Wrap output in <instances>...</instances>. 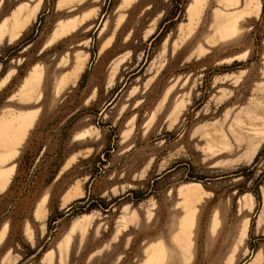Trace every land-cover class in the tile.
<instances>
[{"label": "rangeland", "instance_id": "1", "mask_svg": "<svg viewBox=\"0 0 264 264\" xmlns=\"http://www.w3.org/2000/svg\"><path fill=\"white\" fill-rule=\"evenodd\" d=\"M4 80L0 264H264V0H0Z\"/></svg>", "mask_w": 264, "mask_h": 264}, {"label": "crops", "instance_id": "2", "mask_svg": "<svg viewBox=\"0 0 264 264\" xmlns=\"http://www.w3.org/2000/svg\"><path fill=\"white\" fill-rule=\"evenodd\" d=\"M7 37V35H5ZM125 42V41H124ZM114 47H115V38L112 37L107 43H103L101 45V48L98 49V56L99 58L101 57V60L105 59L104 56L105 55H109L110 53L113 52L114 50ZM106 57V56H105ZM100 60V61H101ZM127 62V57H124L123 58V54H120V55H111L110 59H108V61H106L105 63V60H104V64L101 66L102 69L100 73H97L95 71L96 68H94L92 71H91V76L94 77V76H101V77H104V81L102 82V84L100 85V90H111L112 89V86H114L117 82L120 81V69L125 63ZM115 65L118 66V68H116L112 73H111V70H113L115 68ZM34 71V69L30 72V74ZM30 74L25 78L22 86H21V89H20V92H19V95L21 97V94L22 93H25V94H29L31 93L32 89L26 87V80L28 79V77L30 76ZM78 74V73H77ZM111 76V77H110ZM108 77H110V82L108 80ZM7 82V80H4L0 83V88H2L4 86V84ZM87 87H91V91L90 92H95L96 90L99 91V89L95 86V85H91L90 83L87 84ZM93 97V96H92ZM85 102H89V103H92V102H95V99L94 97L93 98H85L84 99V103ZM77 127H79V125H77ZM199 185L196 184V186L194 187H188L186 188L182 194L184 196V200L187 202V204L184 206H188V207H193V202H196L197 198H198V195L200 194V189L198 187ZM5 189V188H4ZM3 189V190H4ZM2 190V191H3ZM1 191V192H2ZM192 205V206H190ZM181 214L178 213V215L176 214H173V222H172V227L170 228V230L172 231L173 230V225H174V222L177 220V217L180 216ZM244 224V223H243ZM247 225V224H246ZM5 232H6V226L4 225V227H2V229L0 230V241L3 239L4 235H5ZM167 264H182V262H177L176 260H171V261H168Z\"/></svg>", "mask_w": 264, "mask_h": 264}, {"label": "bare ground", "instance_id": "3", "mask_svg": "<svg viewBox=\"0 0 264 264\" xmlns=\"http://www.w3.org/2000/svg\"><path fill=\"white\" fill-rule=\"evenodd\" d=\"M19 135L21 136V133H19ZM183 231V230H182Z\"/></svg>", "mask_w": 264, "mask_h": 264}, {"label": "trees", "instance_id": "4", "mask_svg": "<svg viewBox=\"0 0 264 264\" xmlns=\"http://www.w3.org/2000/svg\"><path fill=\"white\" fill-rule=\"evenodd\" d=\"M257 157H259V154L257 155Z\"/></svg>", "mask_w": 264, "mask_h": 264}]
</instances>
